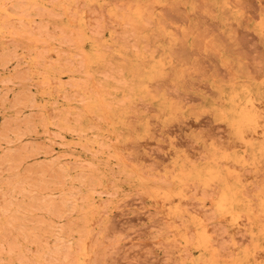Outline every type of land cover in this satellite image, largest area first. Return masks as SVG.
Wrapping results in <instances>:
<instances>
[{
  "label": "rangeland",
  "instance_id": "374dc122",
  "mask_svg": "<svg viewBox=\"0 0 264 264\" xmlns=\"http://www.w3.org/2000/svg\"><path fill=\"white\" fill-rule=\"evenodd\" d=\"M0 264H264V0H0Z\"/></svg>",
  "mask_w": 264,
  "mask_h": 264
}]
</instances>
